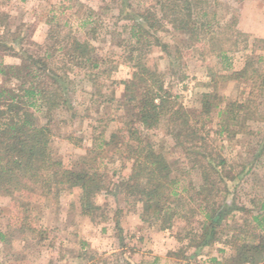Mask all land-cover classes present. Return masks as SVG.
<instances>
[{
  "label": "rangeland",
  "instance_id": "374dc122",
  "mask_svg": "<svg viewBox=\"0 0 264 264\" xmlns=\"http://www.w3.org/2000/svg\"><path fill=\"white\" fill-rule=\"evenodd\" d=\"M132 2L150 7L154 0ZM208 2L206 10L214 15L210 32H227L219 26L231 19L235 21L226 35L230 43H225L230 46L226 54L230 68L226 69V61L222 62L210 51L211 35L194 42L172 30L159 31L161 40L169 44L170 54L153 45L144 55L146 64L163 74L169 93L177 96L188 110L198 108L199 95L211 89L209 72L220 74L239 69L246 56L264 54V0ZM0 11L9 15L7 23L11 28H18L23 47L35 54L54 50L67 34L87 33L90 25L82 26L86 20L96 25L95 33L87 36L97 54L104 58L103 70L95 72L75 66L69 71L72 79L69 106L52 111L50 149L64 167H70L82 156L88 155L89 162L95 160L104 175L107 191L97 193L94 201L109 214L104 221L99 213L93 217L81 215L74 190L47 194L45 188L38 186L25 207L0 195V234H5L4 239L0 237V264H100L102 260L111 263L121 255L140 264L154 259L158 264H222L232 253L228 242L234 235L253 237L262 233L251 217L264 199V156L255 157L264 121H250L252 133L222 140L214 134L217 116L216 110L212 112L213 122L206 125L210 131L207 145L219 149L233 174L243 173L229 184L230 194L226 198L228 203L234 199L240 208L229 213L218 226V241L205 247L196 246L198 238L190 232H197L203 217L195 204H192L195 211L188 203L185 206L188 213L184 221L176 219L171 228L161 229L158 222L140 220V205L116 191L115 183L129 173L130 164L122 162V138L116 136L109 146L103 143L120 121L128 117V109L123 105V82L133 72L127 57L128 29L124 27L128 21L117 18L119 5L111 0H0ZM234 41L236 44L231 45ZM1 55L6 64L20 62L19 55ZM53 60L65 59L57 54ZM219 84L221 93L227 97L243 93L240 92L243 85L237 87L234 82L221 80ZM261 110L264 112L263 106ZM36 116L40 123L45 122L39 110ZM149 139L168 158L174 175L184 179L182 182L187 186L184 196L188 197L200 184V175L187 163L185 153L175 146L165 119L149 133ZM114 215L118 226L112 219ZM89 254L95 255L94 259L89 260Z\"/></svg>",
  "mask_w": 264,
  "mask_h": 264
},
{
  "label": "trees",
  "instance_id": "16d2710c",
  "mask_svg": "<svg viewBox=\"0 0 264 264\" xmlns=\"http://www.w3.org/2000/svg\"><path fill=\"white\" fill-rule=\"evenodd\" d=\"M111 1L119 5L117 18L128 21L124 26L129 38L127 57L133 67L131 78L123 82V105L128 109V117L120 121L116 131L103 143L109 146L116 136L122 138V162L130 164L129 173L115 183L116 191L140 205V220L158 222L161 229L171 228L176 219L184 221L188 213L185 206L188 203L195 211L192 205L195 204L203 218L197 232L190 233L198 238L196 246L211 245L220 239L218 226L223 219L240 208L234 199L228 203L226 198L230 194L229 184L243 173L233 174L219 149L207 145L210 131L206 125L213 122L212 112L216 110L214 134L230 141L239 134L252 133L250 121H264L261 110V106L264 107V54L246 56L239 69L220 74L209 72L211 89L199 95L198 108L188 110L164 86L163 74L146 64L145 52L154 45L170 54L169 44L161 40L159 31L172 30L194 42L211 35L210 51L222 62L226 61V69L230 68L226 55L230 46L225 43H230L226 35L235 24L234 19L219 26L227 32L217 34L209 29L214 15L206 10L208 0H154L150 7L134 5L133 0ZM8 18L7 13L0 11V195L25 207L38 186L45 188L47 194L74 190L80 214L93 217L99 213L104 221L109 214L94 197L102 190L107 191V186L95 160L89 162L88 155L82 156L70 167H64L50 149L52 111L69 106V92H72L69 71L75 66L88 71L103 70L104 58L97 54L87 36L95 33L96 25L86 20L82 26L90 25L87 33L67 34L54 50L35 54L23 47L18 28H11ZM235 44V41L231 43ZM177 49L175 52L179 54ZM1 53L19 55L20 62L6 64ZM57 54L65 60H53ZM220 80L234 82L237 87L243 85L240 91L243 93L227 97L221 93ZM36 110L41 112L45 122L37 120ZM164 119L175 146L185 153L187 163L200 175V184L188 197L184 196L187 187L182 182L184 179L174 175L168 158L149 139V133ZM263 156L264 132L255 154L256 158ZM112 219L118 226L115 215ZM251 220L262 233L253 237L234 235L228 242L232 253L222 264H264V199L259 201ZM0 237L4 239L5 234ZM94 257L88 255L89 260ZM100 264L140 263L121 255L111 263L102 260ZM141 264L158 263L154 259Z\"/></svg>",
  "mask_w": 264,
  "mask_h": 264
}]
</instances>
